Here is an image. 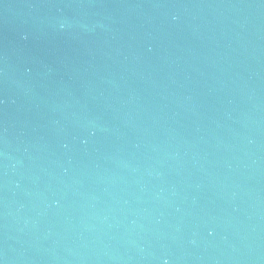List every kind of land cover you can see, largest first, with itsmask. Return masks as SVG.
I'll return each mask as SVG.
<instances>
[{
  "label": "water",
  "instance_id": "water-1",
  "mask_svg": "<svg viewBox=\"0 0 264 264\" xmlns=\"http://www.w3.org/2000/svg\"><path fill=\"white\" fill-rule=\"evenodd\" d=\"M0 264H264V0H0Z\"/></svg>",
  "mask_w": 264,
  "mask_h": 264
}]
</instances>
